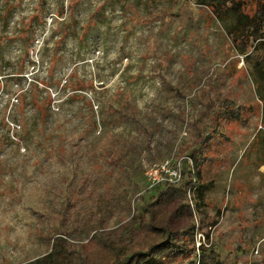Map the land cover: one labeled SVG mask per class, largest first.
<instances>
[{"label":"rangeland","instance_id":"374dc122","mask_svg":"<svg viewBox=\"0 0 264 264\" xmlns=\"http://www.w3.org/2000/svg\"><path fill=\"white\" fill-rule=\"evenodd\" d=\"M203 1L0 0V264L123 225L152 200L146 167L200 142L201 187L157 203L189 250L170 264L203 243L212 264H264V39L236 46Z\"/></svg>","mask_w":264,"mask_h":264},{"label":"trees","instance_id":"16d2710c","mask_svg":"<svg viewBox=\"0 0 264 264\" xmlns=\"http://www.w3.org/2000/svg\"><path fill=\"white\" fill-rule=\"evenodd\" d=\"M198 3H203V0H195ZM212 12L219 19H224V16L230 17V21L227 25V31L231 36L232 42L236 46L252 47L256 49L254 45L255 41H263L264 39V0H258L256 10L254 14H249L245 9L248 5L242 1L236 0H219L217 2L209 3ZM12 10L8 0H5L4 13L8 15ZM223 15V16H222ZM260 62L253 65L262 75H264V57ZM19 98V95L17 96ZM50 102V100H49ZM224 114L229 110L222 107ZM233 112V111H231ZM201 140H199L200 142ZM198 142V143H199ZM201 144V142H200ZM200 144L195 143L190 147L188 157L192 161L193 169L188 165V161L183 159V178L177 185L162 184L158 185L154 189L150 190L152 200L146 202L142 207L138 209L137 215L127 220L123 225L115 228L104 230V226L92 227V236L87 243L80 245L69 243L64 235L55 234L53 237L54 252L58 255L57 261L54 264H164L163 260H169V264L173 263V258L181 256L189 250L185 247L183 238H178L173 230L170 228L169 217H165L163 213L158 211L157 203L165 201L172 195L169 193L172 189L182 191V194L187 192V186H197L198 179L201 175L202 159L200 152ZM63 181V179L61 180ZM168 192V193H167ZM66 197L70 198L71 195L67 194ZM183 199V195L179 196ZM72 198V197H71ZM63 197L60 196V201ZM65 208L62 210L60 203V209L56 211L55 218L62 222L63 216L76 215L77 210L72 214L68 213L67 204L74 205V200L64 199ZM156 200V201H154ZM189 208V205L186 206ZM145 213L148 217L146 219H138ZM169 216V215H168ZM188 234H195V224L192 223L189 226ZM144 239V245L139 246V237ZM207 235H205L206 237ZM200 240V238H199ZM197 261H192V264H212L211 254L208 247L205 244H200L197 249ZM195 253V254H196ZM49 256H52L49 254ZM47 257V256H46ZM45 258L37 261V263L29 264H43ZM43 263H40V262ZM47 263V262H46ZM52 264V263H47Z\"/></svg>","mask_w":264,"mask_h":264},{"label":"built area","instance_id":"2783aa9c","mask_svg":"<svg viewBox=\"0 0 264 264\" xmlns=\"http://www.w3.org/2000/svg\"><path fill=\"white\" fill-rule=\"evenodd\" d=\"M183 159H186L193 169L192 161L188 157L178 159H165L158 163L146 167L144 176L147 189L152 190L158 185L173 184L177 185L181 182L183 176Z\"/></svg>","mask_w":264,"mask_h":264}]
</instances>
